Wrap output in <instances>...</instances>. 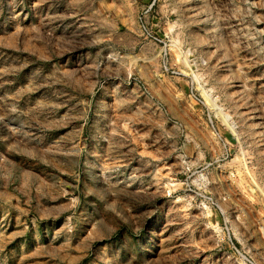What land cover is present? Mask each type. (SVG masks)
<instances>
[{
    "label": "rangeland",
    "instance_id": "rangeland-1",
    "mask_svg": "<svg viewBox=\"0 0 264 264\" xmlns=\"http://www.w3.org/2000/svg\"><path fill=\"white\" fill-rule=\"evenodd\" d=\"M0 264H264V0H0Z\"/></svg>",
    "mask_w": 264,
    "mask_h": 264
}]
</instances>
